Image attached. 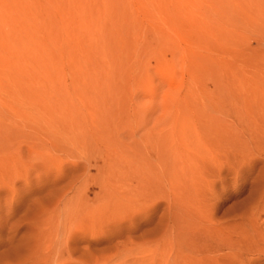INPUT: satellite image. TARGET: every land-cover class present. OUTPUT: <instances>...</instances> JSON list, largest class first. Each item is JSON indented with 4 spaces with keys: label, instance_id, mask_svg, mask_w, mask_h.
<instances>
[{
    "label": "rangeland",
    "instance_id": "obj_1",
    "mask_svg": "<svg viewBox=\"0 0 264 264\" xmlns=\"http://www.w3.org/2000/svg\"><path fill=\"white\" fill-rule=\"evenodd\" d=\"M257 227L264 0H0V264H264Z\"/></svg>",
    "mask_w": 264,
    "mask_h": 264
},
{
    "label": "bare ground",
    "instance_id": "obj_2",
    "mask_svg": "<svg viewBox=\"0 0 264 264\" xmlns=\"http://www.w3.org/2000/svg\"><path fill=\"white\" fill-rule=\"evenodd\" d=\"M262 133V132H261ZM257 134V133H256ZM260 135V134H259ZM253 217V215L251 216V218ZM255 217V216H254ZM250 218V217H249ZM253 219V218H252ZM260 227V226H259ZM260 229V228H259ZM259 229H258V227L257 228H254V230H253V234H246V236L244 237L245 238V240H246V242H247V244H249V246L251 245H253L254 247L255 246H257L256 244L259 242H261V241H263V243H264V235L263 234H260V232H259ZM223 239V238H222ZM220 242V241H219ZM226 242V241H225ZM227 244L225 243V246H226ZM229 245V244H228ZM222 246V245H221ZM224 246V245H223ZM252 246V247H253ZM212 247H213V245H212ZM257 248H258V246H257ZM211 249H213V248H211ZM227 249H228V252L227 253H225V254H223L222 256H221V260L219 261V259H220V257H219V259H218V261H216V262H218V264H244V262L242 261V257H243V255L241 254V253H239V252H237V251H235V247L234 246H228L227 247ZM251 249V248H250ZM254 249V248H253ZM256 249V248H255ZM261 249V248H260ZM263 249V248H262ZM179 251V250H178ZM210 251V250H209ZM217 252H220V250L218 249V247H216V248H214L213 250H212V252H211V255L210 256H202L201 255V259L198 257V258H194V263L192 262V259H190L191 258V255L192 254H190V256H187V257H190V258H186V257H182V256H180V257H178L179 258V262L177 263V260L175 259V260H173L171 263H169V261L166 259V257L164 258V256L162 257H160L159 256V258L158 259H151V261H147L146 259H141V260H139V258L137 259V260H134V262L135 263H138L139 261H147V263L146 264H201V262H203V261H205V263L206 264H213V257H215V253H217ZM259 252H261V251H259L258 250V253ZM180 253H182V252H180ZM193 253H195V251L193 250ZM198 253V252H197ZM207 252H205V254H206ZM262 253V252H261ZM177 254V253H176ZM209 254V253H208ZM212 254L214 255L213 257H212ZM260 254V253H259ZM178 255V254H177ZM181 255V254H180ZM260 255H262V254H260ZM184 256V255H183ZM219 256H220V254H219ZM157 257V256H156ZM169 257V256H168ZM197 257V256H196ZM261 257H264L263 255L261 256ZM260 256H257L256 258H254V260L256 261V262H258V263H260V261H261V258ZM171 258V257H170ZM169 258V260H172V258L170 259ZM176 258V257H175ZM250 259V258H249ZM251 261H252V259H250ZM139 264H141V263H139ZM145 264V263H144ZM203 264V263H202Z\"/></svg>",
    "mask_w": 264,
    "mask_h": 264
}]
</instances>
